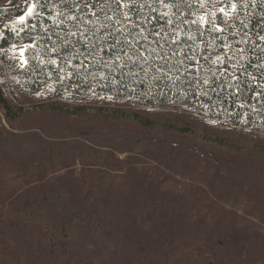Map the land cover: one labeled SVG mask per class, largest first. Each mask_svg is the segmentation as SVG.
Returning a JSON list of instances; mask_svg holds the SVG:
<instances>
[{
  "label": "rangeland",
  "instance_id": "1",
  "mask_svg": "<svg viewBox=\"0 0 264 264\" xmlns=\"http://www.w3.org/2000/svg\"><path fill=\"white\" fill-rule=\"evenodd\" d=\"M31 6L25 1L19 17ZM19 53L24 63V49ZM2 71L13 99L17 87ZM18 93L8 117L0 105L7 130L24 134L0 155V240L15 248L16 264H264V131L196 118L189 107L135 112L96 98ZM105 121L143 138L119 143L121 152L105 141ZM110 152L121 161L116 170L105 165ZM71 171L87 187L102 174L108 187L84 199L81 221L64 222L62 208L43 202L24 205V190L38 186L34 193L43 194L42 184Z\"/></svg>",
  "mask_w": 264,
  "mask_h": 264
},
{
  "label": "trees",
  "instance_id": "2",
  "mask_svg": "<svg viewBox=\"0 0 264 264\" xmlns=\"http://www.w3.org/2000/svg\"><path fill=\"white\" fill-rule=\"evenodd\" d=\"M7 1V7H0L4 116L14 109L18 91L43 92L68 100L96 98L133 111L189 107L196 118L208 115L264 131V0ZM25 1L32 6L21 19ZM19 49H24V63ZM3 69L17 87L13 99L1 83ZM114 125L105 121L100 130L121 152L126 148L120 144L143 138L120 133ZM21 137L24 134L9 132L0 116V155ZM118 163L110 152L105 165L113 168ZM70 174L50 178L42 184L43 194L34 193H39L38 186L24 190V205L43 202L53 211L62 208L64 222L81 221L89 206L84 199L103 196L108 187L102 174L88 187L74 171ZM95 180L100 188L94 192ZM136 183L132 191L139 190L141 182ZM102 199L104 209L108 198ZM4 241L0 264H16L17 251ZM5 253L10 255L7 260Z\"/></svg>",
  "mask_w": 264,
  "mask_h": 264
},
{
  "label": "snow or ice",
  "instance_id": "3",
  "mask_svg": "<svg viewBox=\"0 0 264 264\" xmlns=\"http://www.w3.org/2000/svg\"><path fill=\"white\" fill-rule=\"evenodd\" d=\"M21 19H23V18H21Z\"/></svg>",
  "mask_w": 264,
  "mask_h": 264
}]
</instances>
